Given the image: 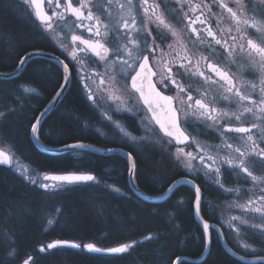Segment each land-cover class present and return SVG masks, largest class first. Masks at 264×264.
Returning <instances> with one entry per match:
<instances>
[{
	"label": "snow or ice",
	"instance_id": "obj_1",
	"mask_svg": "<svg viewBox=\"0 0 264 264\" xmlns=\"http://www.w3.org/2000/svg\"><path fill=\"white\" fill-rule=\"evenodd\" d=\"M24 3L32 6L33 11L29 15L38 21L41 34L52 33L46 39L56 45L68 61L65 63L59 57H46L55 60L64 75L53 104L34 117L35 122L30 125V134L37 143L40 142L44 116L67 91L75 73L87 99L101 112L102 122H109L116 130V142L122 141L121 152L130 142L140 144L158 136L165 153L186 170L185 174L190 178L174 182L167 190L173 192L177 183L191 185L195 194L193 211L199 218L206 248L212 242L213 230L217 237L224 233L216 227L217 223H221L216 208L209 207L202 198L201 185L196 180L203 174L223 192H239V189L224 188L220 179L224 166L238 178L243 177L245 183L251 181L259 194L254 199H247L246 203L237 204L242 215L230 216L226 224L221 223V227L239 233L240 228L247 225L259 237L260 243H264V174L255 175L250 168V163L257 158L264 164V44L254 42L247 33V29L252 28L264 36V0L251 7L244 5L242 0H235V8L229 6L226 0H200L199 3L193 0H137L136 3L124 0L121 3L116 0L121 13L127 11V16L122 15L115 26L111 24L113 0H105L106 6H98L95 0H24ZM249 12L253 15H247ZM257 15L260 20L255 19ZM69 18L73 19L75 29L89 34L88 39L75 32L70 39L67 34L61 35L62 24ZM224 21L231 27L213 28L214 22ZM57 40L59 44H56ZM68 48L70 51L65 52ZM180 51L184 54L180 55ZM241 54L247 55L251 65L256 66L260 73L259 84L247 81L237 83L238 77L231 72V66L238 64L237 58ZM33 55L42 54L31 53L19 63L23 65ZM257 56L259 59H256ZM90 80H98L101 86L107 84L110 88L93 91ZM24 91L32 93L35 90L26 88ZM174 91L175 95L165 94ZM194 91L197 97L193 96ZM101 102L105 103L103 109ZM233 107L236 111L231 110ZM125 112L130 114V119L138 121L134 130L142 131V136L133 135L127 125L114 119V116ZM7 115L8 112L0 111V123ZM188 128H192L196 135L187 132ZM208 129L218 134L220 144L207 145L197 139L201 130ZM97 131L100 132V129ZM229 133L238 134L242 146L229 142L234 138L229 137ZM100 134L105 135L103 132ZM3 144L0 141V165L14 169L15 145L8 142L7 150H4ZM193 145L195 152L186 151ZM62 147L74 150L85 145L77 142L63 144ZM225 149L228 151L221 155ZM107 151L115 152L117 149L109 148ZM124 155L132 162L128 172L135 180L137 169L133 152ZM27 172L25 168L20 175L29 184L52 195L64 186L97 180L92 174L82 173H45L37 179L34 173L26 175ZM248 191L245 189V194ZM202 204L212 223L201 214ZM252 214L257 216L253 218ZM245 215L260 222L249 223ZM52 222L51 219L47 221L49 224ZM0 243L9 249L6 256L0 259V264H5L7 259L16 260L17 264H40L33 253L21 252L11 229L0 230ZM132 246L122 244L100 248L93 243L57 240L40 246L38 253H48L53 249H83L122 254ZM243 246L245 251H259L256 259L264 264V250L247 244ZM161 264H185V261L180 256L175 259L161 257Z\"/></svg>",
	"mask_w": 264,
	"mask_h": 264
},
{
	"label": "trees",
	"instance_id": "obj_2",
	"mask_svg": "<svg viewBox=\"0 0 264 264\" xmlns=\"http://www.w3.org/2000/svg\"><path fill=\"white\" fill-rule=\"evenodd\" d=\"M18 5L15 0H0L1 73L14 71L25 54L41 48L37 33L24 20L25 16L28 17L27 9L21 5L20 9ZM39 61L31 60L16 79H0V110L8 112L7 118L0 123V132L41 171L87 172L101 180L113 181V168L116 166L120 173L117 181L126 195H116L100 185H72L55 201L49 198L42 200L38 192L23 180L9 169L0 167V226L12 230L21 252L33 253L40 264H161V257H200L205 249V239L194 222L190 205L185 208L174 203V196L184 194L185 186H180L173 198L164 204H151L138 199L129 190L125 182L127 162L121 156L83 152L81 157L75 158L68 153L48 155L35 148L30 138V125L42 110V100L37 96L23 95L17 84L40 89L47 96L52 93L57 84L39 71ZM63 99L62 114L53 112L45 122L49 134L45 135V128L41 130L44 142L53 147L78 141L102 142L92 130L87 131L88 136L84 135V119L91 117V113L86 110L77 90L71 86ZM134 156L138 184L144 193H161L160 189L165 184L182 176L171 169L154 149H146ZM58 206L60 212L56 226L45 230L39 216L42 211L53 208V212ZM64 229L67 232L61 235L60 231ZM152 234H155V240L138 243L139 238ZM55 238L92 241L101 247L132 241L137 243L129 254L114 258L93 256L74 249L38 253L41 245ZM7 251V245L0 243V259L6 256ZM16 263L14 259L5 260V264ZM200 264L243 263L232 258L217 240H212L209 254Z\"/></svg>",
	"mask_w": 264,
	"mask_h": 264
},
{
	"label": "flooded vegetation",
	"instance_id": "obj_3",
	"mask_svg": "<svg viewBox=\"0 0 264 264\" xmlns=\"http://www.w3.org/2000/svg\"><path fill=\"white\" fill-rule=\"evenodd\" d=\"M20 1L24 5H26L24 3V0H20ZM95 2H96V4L98 6L105 5V0H95ZM120 2L124 3V0H120ZM136 2H137V0H134V3H136ZM166 2H167V0H166ZM193 2L194 3H199L200 0H193ZM226 2H229V6H233L235 8V6H236L235 0H226ZM259 2H260V0H251V3H249V0H242V3L244 5L249 6V7H251L253 5H258ZM45 8H47V4L46 3H45ZM26 9L28 11V17L25 16L24 20H26V22L28 21L27 23H29L32 26V28L35 30V32L38 35V39L40 41V44H41V48L39 50H35V51L43 52V53H45V54H47V55H49L51 57H59L60 60H64V62L67 63L68 61L65 60V56L60 51V49L56 45H54L51 41L46 39V36L53 35V34L52 33H45V34L42 35L41 34V30L37 27L38 21H35L34 18L29 15V13L31 11H33L32 6L30 4H27L26 5ZM214 11H218V10L214 9ZM122 15L123 16H127V11L121 13L119 8L117 7L116 0H113V5H112V9H111V24H112V26L116 25L117 21H119V19H120V17ZM247 15L252 16L253 14L251 12H249V13H247ZM255 19L256 20H260V17L257 15L255 17ZM229 27H231V25L228 22H226V21L221 22V23H215V22L213 23V28L214 29H216V28L227 29ZM62 28H63V32L61 33V35L67 34L69 39H70V35L73 32H75L78 35H82L83 38H85V39L89 38V34L87 32H82L81 30L75 29L72 18H69L66 23L62 24ZM247 33L254 40V42H256L258 44H264V36H261V34L259 32H257L256 29L249 28V29H247ZM233 34H235V32H233ZM59 43H60V41L57 40L56 44H59ZM242 43L246 44V41H242ZM66 51H70V48L65 49V52ZM183 54H184L183 51H180V55H183ZM38 59L40 60L39 61V66H40L39 67V71L41 73H43L44 75H47L52 80H54L55 84H57L56 87L54 88V90L52 91V93L50 95H48V96L42 90L35 88L38 91V94L37 95H32V96H37V97H39L42 100V107H41L42 110L41 111H43L44 109H46L48 107L50 102L56 96V92L60 90V88L58 86L62 83V77H63L64 73H63V69L56 63L55 60H49L47 58H38ZM237 59H238V64H234V65L231 66V72L238 77L237 83L239 84V83H243V82L247 81V82H255V83L259 84L260 73L258 72L256 66L251 65L249 57L247 55H245V54H241ZM256 59H259V57L257 56ZM55 74H56V76H55ZM89 84L93 88V91H97L98 89H100L102 87H109L110 88V85H107V84L104 85V86H101L98 80H90ZM17 85H18L17 89L21 90V85L22 84L19 83ZM71 86L74 87L77 90V95L84 102L86 110L91 113V117H93L94 113H98L99 112L93 106L92 102H90L87 99V96H86L84 90L82 89V87L80 85V82H79V79L75 75V73H73L72 81L69 84L68 90L70 89ZM165 94L175 95V91L172 92V93H165ZM193 96L197 97V93L195 91L193 92ZM63 100L64 99H62V101L53 110L54 113L62 114V111H63L62 105H63V103L65 101V100L64 101ZM102 106H103V104L101 103V107ZM231 110L232 111H236V108L233 107ZM135 122H136V120H135ZM44 128H45V123L42 125L41 130L44 129ZM186 131L189 132V133H192L193 135H196V133L193 131L192 128H188V129H186ZM44 133H45V135L49 134L48 131H46V128L44 129ZM228 136L229 137H234L229 142L233 143L235 146H242V141H241V139H240L238 134L229 133ZM40 137H41L42 142L45 143L44 140L42 139L41 131H40ZM197 139L201 143L207 144V145H218V144L221 143V140L218 138V134L215 133L214 130H212V129L201 130V134L199 136H197ZM32 143H33V141H32ZM33 145L35 146V148L37 150H39L34 143H33ZM111 145L115 146V147H120L121 146V144L115 143L114 141H113V143ZM124 149H126L128 151H132L133 152V156H134V154L135 155H140L141 154V152H140V154H137L131 147H124ZM154 150L156 152H160L158 149H154ZM189 150L195 152V145H193L192 149H186V151H189ZM227 151L228 150L225 149L220 154L224 155ZM160 156L162 157V160H164V161L169 163L171 169H175L176 171L180 172L181 175H182L181 177H185V179L186 178H190V177H188L185 174L186 170L184 168L183 169L185 171L180 169L178 166H176L173 162H171L164 155L160 154ZM134 158H135V156H134ZM123 159L127 162V160L125 158H123ZM135 162H136V158H135ZM127 165H128V162H127ZM0 167H2V166H0ZM3 168H5V167H3ZM250 168H251V170H253L255 175L264 174V164H261L258 158L255 161L250 163ZM136 169H137V163H136ZM226 169H227V166L222 167V169H221L222 175L220 177L221 182L224 185V188L225 189H239L240 190L239 192H233V193L223 192L222 190L218 189V187L214 186V184L209 181V178L204 177L203 174H201L199 176V178L196 180V183L201 185V196H202V198L207 201L209 207H215L216 208V210H217L216 215L219 218L220 222L223 223V224L227 223V220H225V219L229 218L230 216H241L242 215V210L239 207L236 206L237 204L246 203L247 199H249V198H253L254 199L255 196L259 194L257 188L253 186L251 181H248L247 183H245L244 180H243V177L238 178L234 172H231V171L226 170ZM41 172L43 174L52 173V172H45V171H41ZM137 172L138 171H136V174H135V181H136L137 186L140 188V186L138 184ZM181 177H179V178H181ZM179 178H177V179H179ZM177 179L174 178L172 181H170L169 183L165 184L163 188H161V186L159 184L158 188L159 189L161 188L160 189L161 193H158L156 195H150V194H148V195L155 196V197L162 196L163 194H165L167 192L168 187H170L172 185V183L174 181H176ZM21 180H23V179H21ZM23 181L31 189H34L35 191H37L39 196H40V198L42 200L45 198V196H47L46 195L47 193H45L44 191H42V190L36 188L35 186L29 184L25 180H23ZM126 181H127V186L129 188V190L131 191V189L129 187V184H128V177H127ZM76 185H78V184H76ZM180 186H185V189H186L185 193L177 195V196H174L176 190ZM180 186H178L171 193V195L167 199H165L164 201H161L159 203H151V204H155V205L164 204L168 200L172 199L173 196H174V202L176 201L175 202L176 205L185 206V208L187 207V205H190L191 214H192V217L194 219V222L197 225V227H199L201 229V231L203 233V230H202L200 224L198 223V221L196 220L195 213L193 211V203H194V198H195L194 190L192 189L191 185H184L183 184V185H180ZM245 189L249 190L247 192V194H245V192H244ZM141 191H143V190L141 189ZM145 194H147V193H145ZM138 199H140V198H138ZM140 200H142V199H140ZM182 201L184 202V204L180 203ZM224 206L228 208V211L226 212V214L228 213L227 215L226 214H224V215L221 214V213H224V209H225ZM201 207H202V213L201 214L204 216L205 219H209V222L212 223V220L209 218L207 212L204 211V205L203 204H202ZM256 216H257V214H252L253 218L256 217ZM39 218H41V216H39ZM244 218L245 219H249V217L247 215H245ZM252 222L259 223L260 221H259V219H249V223H252ZM41 223H42V221H41ZM221 223H217L216 225L224 233L223 236H224L226 242L228 243V245L234 251H236L237 253H239L241 255L249 256V257H256L258 254H260L259 251L257 253H253V252H248L247 253V252H243V251L239 250L238 248H236L234 246V244L231 242V240L229 239V236H228V234L226 232L227 228L226 227H221ZM245 226L248 227L247 225H245ZM0 227H2V226H0ZM212 236H213L212 240H217L219 242V244L221 245V247L223 248V246L221 244L220 237L216 236V233H215L214 230L212 231ZM254 236H256V237L255 238L253 237L250 240L251 245H255L256 247H259L262 250H264V243H260L259 237L257 235H254ZM211 244H212V242H211ZM210 248H211V245H210ZM205 249H206V247H205ZM205 249H204V252H205ZM76 250H80V249H76ZM84 252H85V250H84ZM204 252L202 254H204ZM85 253L89 254V255H93V256L104 257V258H114V257H119L120 255H122V254H117V255H98V254H91V253H87V252H85Z\"/></svg>",
	"mask_w": 264,
	"mask_h": 264
},
{
	"label": "rangeland",
	"instance_id": "obj_4",
	"mask_svg": "<svg viewBox=\"0 0 264 264\" xmlns=\"http://www.w3.org/2000/svg\"><path fill=\"white\" fill-rule=\"evenodd\" d=\"M15 1H17V4H19L18 6H19L20 9H22L21 6L26 8V5H24L20 0L19 1L15 0ZM21 16L23 17V12H22ZM26 88H32L35 91L32 92V93H28V92L24 91V89H26ZM19 91L22 92L23 95H25L27 97L28 96L31 97L32 95H37L38 94V91L34 87H31V86H28V85H23V84L21 85V90L19 89ZM101 103L103 104L101 109H103L105 107V103L104 102H101ZM107 103H111V102L108 101ZM0 111H2V110H0ZM129 117H130V114L125 112V113H122L120 115L114 116V119H119L125 125H127L128 126V131L132 132L133 135H135L137 137L142 136L143 135L142 131H135L134 130L138 126V121L135 122L134 119H130ZM83 128H84V135H86V136H88L87 135V131L90 130V129L100 136L102 142H99V143L87 142V143H89V144H91L93 146H99V147H102V148H109L110 145L113 143V141L115 143H118V144L122 143V141L121 142H116V136H117L116 130L113 127L110 126V123L107 122V121H103L102 122V116H101V112L100 111L98 113H94L93 117H89L86 120V122L84 123V127ZM97 129H100V132H103L105 135H101L100 132L97 131ZM106 137H107V139H106ZM0 141L4 142V144H3L4 150H7L8 141H7L6 137L4 136V134L1 133V132H0ZM127 147H131L137 154H140V152H142V151L144 152L146 149H151V150L158 149L160 151V152H157L159 155L160 154L164 155L171 162H173L176 166H178L180 169L184 170L182 166H180V165H178L177 163L174 162V160L172 159L170 154H166L165 153V151L162 148L161 143L159 142V137L158 136H153L148 141H145V142L140 143V144H133V143L130 142ZM163 147L166 148L167 146H163ZM171 151L174 152L175 149L172 148ZM87 153H93V152H87ZM13 154L15 155L16 159L14 160L15 168L14 169L13 168L9 169L12 174H14L17 177L25 180L23 178V176L20 175V172L23 169L26 168V169H28V172L25 173L26 175H30V174L34 173L35 177L37 179L42 177L43 173L40 170H38L36 167H34L31 164V162L28 161L23 155H21L22 153H20L15 147L13 149ZM68 154L74 156L75 158H78V157L82 156L81 152H74L73 151V152H68ZM94 154H96V153H94ZM113 170H114V173H115L112 176L113 181L101 180L100 177H96L97 178L96 182H88L87 184H78V185H89V186L91 185V187H95L97 185H100V186L104 187L106 190L112 191L116 195L125 196L126 195L125 191L119 185V181H117L118 175H120L119 170H118V168L116 166H114ZM107 171L109 172L110 168L107 169ZM127 176H128V165H127L126 171H125V182H126ZM71 186L72 185L64 186L63 188L59 189L56 192L55 195L47 193L46 194L47 196H45V198H49V200H54L55 201L62 194H64L65 192L69 191ZM117 189H118V191H117ZM180 203L184 204L183 201L180 202ZM224 208H225L224 209V213H221L222 215L226 214V212L228 211L227 207L224 206ZM52 209H47V211H45V210L42 211L41 218H40L41 220L40 221H43L41 224H43V228L45 230H50V229L54 228L56 226V224H57V220H58L57 209H59V212H60V207L59 206L56 207L55 210H53V212H52ZM49 219H51L53 221L51 224L47 223V221ZM225 220L228 221V218H226ZM66 232H67L66 229L61 230L60 234L63 235ZM226 232H227L231 242L239 250H241L243 252H247V253L251 252V251H245L244 250V246H243L244 244L250 245L251 248H254V249H257V250H259V249L262 250L261 248L256 247L255 245H251L250 240L253 237L255 238L256 236H254L255 233L250 228H248L246 226L241 227L240 230H239V233L232 232V231H230L228 229H226ZM49 242L50 241L45 242L44 245L48 244ZM57 250H62V249H57ZM74 250H76V249H74ZM80 252H84V250L80 249ZM256 264H260V263H256Z\"/></svg>",
	"mask_w": 264,
	"mask_h": 264
},
{
	"label": "water",
	"instance_id": "obj_5",
	"mask_svg": "<svg viewBox=\"0 0 264 264\" xmlns=\"http://www.w3.org/2000/svg\"><path fill=\"white\" fill-rule=\"evenodd\" d=\"M31 53H41L42 55H33L32 59L30 60H27L26 63H24L23 65H21L20 63L18 64L17 68L10 72V73H1L0 72V79L1 80H12V79H16L18 78L24 68L26 67V65L33 59H38V58H46L48 57L49 55L43 53V52H40V51H32V52H29L27 54H25L21 59H24L25 57H27L29 54ZM68 88H69V84L67 85V91H68ZM67 91L63 92L62 96L58 98V100L54 103V106L51 108V110L44 116L43 118V121L45 120V118L50 115V113L53 112V110L57 107V105L62 101V99L64 98V96L66 95ZM53 104V100L50 102L49 105H52ZM49 105L47 108H49ZM44 111V110H43ZM42 111V112H43ZM43 123V122H42ZM32 140L34 142V144L36 145V147L45 152V153H48V154H51V155H58V154H63V153H66V152H69V151H76V150H83V151H89V152H93V153H96V154H99V155H103V156H108V155H118V156H121L123 158H125L128 162V169L131 165V161H129L126 156L124 155V153H127L129 152L128 150L124 149L123 148V151L121 152L119 149L120 147H112L114 149H117V151L115 152H108L107 149L109 148H101V147H98V146H93L91 144H84L85 147L84 148H77V149H64L62 146L61 147H58V148H49V147H46L43 145V143L40 141L39 143H37L36 139L32 137ZM73 144V143H72ZM2 167H5V168H10L9 166H4V165H0ZM67 173H81V172H66V173H50L49 175L51 174H67ZM82 174H88V173H82ZM93 175V174H92ZM128 184H129V187L131 189V191L133 192V194L135 196H137L138 198L146 201V202H149V203H159L161 201H164L165 199H167L172 192H167L165 194H163L162 196H150L148 194H145L143 191H141V189L137 186L136 184V181L133 180V178L129 175V172H128ZM185 177H181L179 179H177L176 181L174 182H177V181H182L184 180ZM173 182V183H174ZM133 183H135V187H133ZM172 183V184H173ZM180 185H183L182 183H177L176 184V187L175 189L180 186ZM174 189V190H175ZM195 218L196 220L198 221V223L200 224V221H199V218L195 215ZM217 228H219L218 226H216ZM221 230V229H220ZM220 240H221V244L223 246V248L225 249V251L234 259H236L237 261L239 262H242V263H248V264H256V263H260V261L258 259H256V257H249V256H243L239 253H237L236 251H234L229 245L228 243L226 242L224 236H220ZM54 241H57V240H54ZM52 241V242H54ZM69 241V240H68ZM97 246V245H96ZM98 247V246H97ZM114 247H117V246H114ZM102 248V247H100ZM106 248H110V247H106ZM87 253H91V254H98V255H117V254H109V253H97V252H88L87 250H85ZM209 251H210V246L207 247L205 249V252L203 254V257L201 259H198V260H194L192 258H189L187 256H180L183 260L187 261V262H190V263H200L202 261H204V259L208 256L209 254ZM240 257H243V259H240Z\"/></svg>",
	"mask_w": 264,
	"mask_h": 264
},
{
	"label": "bare ground",
	"instance_id": "obj_6",
	"mask_svg": "<svg viewBox=\"0 0 264 264\" xmlns=\"http://www.w3.org/2000/svg\"><path fill=\"white\" fill-rule=\"evenodd\" d=\"M19 64V63H18ZM18 86V85H17ZM40 112H42V111H40ZM39 112V113H40ZM39 113H38V115H39ZM51 114V113H50ZM37 115V116H38ZM49 116V115H48ZM48 116L45 118V120L43 121V123H42V125L45 123V121H46V119L48 118ZM35 122V121H34ZM33 122V123H34ZM86 122V120L84 119V123ZM30 138H31V140H32V136H31V134H30ZM39 140L42 142V140H41V137H40V134H39ZM33 141V140H32ZM79 143H83V144H89V143H87V142H84V141H78ZM34 143V142H33ZM43 143V142H42ZM73 143H77V142H73ZM69 144H72V143H69ZM43 145L44 146H46V147H49V148H58V147H53V146H49V145H47L46 143H43ZM59 147H61V146H59ZM99 147V146H98ZM102 148V147H101ZM41 151V150H40ZM42 153H45V152H43V151H41ZM69 152H73V151H69ZM74 152H81V153H83V152H89V151H83V150H76V151H74ZM66 153H68V152H66ZM143 152H141V154H142ZM45 154H48V153H45ZM48 155H51V154H48ZM59 155V154H58ZM7 169H10V168H7ZM69 172H78V171H69ZM52 173H66V172H52ZM81 173H87V172H81ZM88 174H92V173H88ZM94 175V174H93ZM95 176V175H94ZM176 202V201H175ZM174 202V203H175ZM217 226V225H216ZM52 229H54V228H52ZM0 230H3V231H7V227L6 226H2V227H0ZM51 230V229H50ZM147 237H152V239H146ZM155 234H152V235H148V236H146V237H141V238H139L138 239V243H143V242H145V241H151V240H155ZM54 240H65V239H61V238H55V239H51L50 240V242L49 243H51L52 241H54ZM66 240H69V241H74V242H76V243H81V244H85V243H93V244H95V245H97L95 242H92V241H83V240H79V239H76V240H70V239H66ZM136 241H132V242H130V243H120V244H117V245H113V246H109V247H114V246H120V245H122V244H132L133 246L131 247V248H134L135 247V245H136ZM211 245V244H210ZM98 246V245H97ZM98 247H101V246H98ZM102 248H106V247H102ZM131 248L128 250V252H126V253H122V255H120L119 257H121V256H123V255H126V254H129V252L131 251ZM54 251L55 250H57V249H53ZM52 250V251H53ZM63 250V249H62ZM86 252V251H85ZM84 252V253H85ZM179 256H185V255H179ZM244 256V255H243ZM188 257V256H187ZM203 257V254H201L200 255V257H198V258H192V259H194V260H198V259H201ZM189 258H191V257H189ZM205 260V259H204ZM236 260V259H235ZM185 261V260H184ZM185 262H187V261H185ZM203 262V261H202ZM202 262H200V263H202ZM188 263H190V262H188ZM200 263H196V264H200ZM191 264H195V263H191ZM243 264H248V263H243Z\"/></svg>",
	"mask_w": 264,
	"mask_h": 264
}]
</instances>
